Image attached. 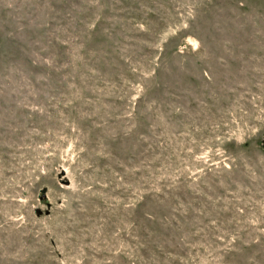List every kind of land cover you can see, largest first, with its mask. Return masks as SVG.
I'll return each instance as SVG.
<instances>
[{
    "label": "rangeland",
    "instance_id": "374dc122",
    "mask_svg": "<svg viewBox=\"0 0 264 264\" xmlns=\"http://www.w3.org/2000/svg\"><path fill=\"white\" fill-rule=\"evenodd\" d=\"M0 264H264V0H0Z\"/></svg>",
    "mask_w": 264,
    "mask_h": 264
}]
</instances>
